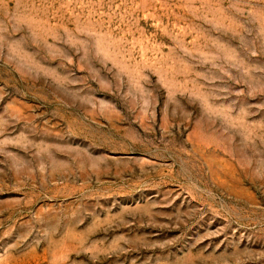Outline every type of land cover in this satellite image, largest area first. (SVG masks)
Returning a JSON list of instances; mask_svg holds the SVG:
<instances>
[{"label":"rangeland","instance_id":"rangeland-1","mask_svg":"<svg viewBox=\"0 0 264 264\" xmlns=\"http://www.w3.org/2000/svg\"><path fill=\"white\" fill-rule=\"evenodd\" d=\"M0 264H264V0H0Z\"/></svg>","mask_w":264,"mask_h":264}]
</instances>
